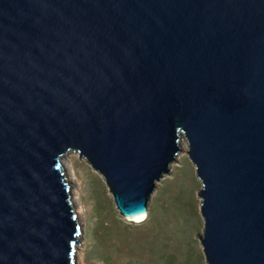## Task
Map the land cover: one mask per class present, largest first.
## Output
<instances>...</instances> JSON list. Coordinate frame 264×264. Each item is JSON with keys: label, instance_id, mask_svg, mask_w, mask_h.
<instances>
[{"label": "water", "instance_id": "1", "mask_svg": "<svg viewBox=\"0 0 264 264\" xmlns=\"http://www.w3.org/2000/svg\"><path fill=\"white\" fill-rule=\"evenodd\" d=\"M185 139L208 264H264V0H0V264H77L63 158L140 222Z\"/></svg>", "mask_w": 264, "mask_h": 264}, {"label": "rangeland", "instance_id": "2", "mask_svg": "<svg viewBox=\"0 0 264 264\" xmlns=\"http://www.w3.org/2000/svg\"><path fill=\"white\" fill-rule=\"evenodd\" d=\"M72 162L79 181L71 186L84 207L78 214L83 264H208L198 238L204 230L202 183L187 152L158 184L149 205L154 218L142 222L119 214L106 182L87 160L74 153Z\"/></svg>", "mask_w": 264, "mask_h": 264}, {"label": "bare ground", "instance_id": "3", "mask_svg": "<svg viewBox=\"0 0 264 264\" xmlns=\"http://www.w3.org/2000/svg\"><path fill=\"white\" fill-rule=\"evenodd\" d=\"M180 147L182 149V152L179 154V156L177 157V160H179V157L182 156V154L186 153L189 149V146H188V143L185 139H182L181 142H180ZM74 156V153L73 152H70L68 153L64 158H63V161H64V164L66 166V172H67V176H68V179L70 182L72 181H79L78 177H77V172H76V169L74 167V164L72 162V158ZM176 162V161H175ZM174 162V163H175ZM174 169V164L171 165V169L170 171L172 172ZM78 184V183H77ZM75 189H77L75 187ZM74 189V190H75ZM78 190V189H77ZM76 191V190H75ZM79 191V190H78ZM72 194H73V201H74V207L76 209V212L77 214H82L84 211V207H83V203H82V200H81V197H80V194L79 192H73V189H72ZM82 216V215H81ZM78 218H79V215H78ZM147 218V217H146ZM131 221V220H130ZM144 221V220H142ZM140 221V222H142ZM133 222H136V221H133ZM83 236V235H82ZM81 236V237H82ZM80 250L81 249H78V252H77V258L80 257V262L77 260V264L79 263H82L83 264V255H81L82 253H80Z\"/></svg>", "mask_w": 264, "mask_h": 264}, {"label": "trees", "instance_id": "4", "mask_svg": "<svg viewBox=\"0 0 264 264\" xmlns=\"http://www.w3.org/2000/svg\"><path fill=\"white\" fill-rule=\"evenodd\" d=\"M154 218V215L153 214H150L149 215V221L152 220Z\"/></svg>", "mask_w": 264, "mask_h": 264}]
</instances>
